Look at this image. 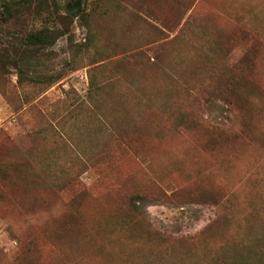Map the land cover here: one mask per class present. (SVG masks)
<instances>
[{"label":"rangeland","instance_id":"rangeland-1","mask_svg":"<svg viewBox=\"0 0 264 264\" xmlns=\"http://www.w3.org/2000/svg\"><path fill=\"white\" fill-rule=\"evenodd\" d=\"M138 1L142 11L181 21L150 51L140 46L156 36L127 10L92 11L94 0H82L91 42L79 16L67 17L71 0H28L9 22L0 9L1 47L43 25L67 29L40 55L45 74L56 77L51 86L39 91L18 83L12 66L0 69V264L14 262L26 235L38 264H264V0ZM233 63L248 71L232 93L236 106L211 99L196 112L230 134L175 128L160 114L182 84L215 80L208 76ZM90 80L101 88L98 117L88 110ZM116 103L137 120L131 145L103 125ZM12 178L26 195L11 189ZM131 190L161 193L136 201L156 231L151 239L110 217ZM79 191L86 195L78 213L93 237L62 250L46 234Z\"/></svg>","mask_w":264,"mask_h":264},{"label":"trees","instance_id":"trees-1","mask_svg":"<svg viewBox=\"0 0 264 264\" xmlns=\"http://www.w3.org/2000/svg\"><path fill=\"white\" fill-rule=\"evenodd\" d=\"M27 2L28 0H19L14 1L10 5L4 0H0L1 14L6 13V19H4V21L9 22L13 18H16L18 15L17 9L20 6L26 5ZM120 2H122V0H94L95 6L92 11L99 9L102 14H108L113 17L118 15L119 12L127 10L128 13L132 15L133 20L137 24H140L143 29L147 30L149 35L156 36L154 40L140 46L143 51L153 50L154 45H160L162 42L164 43L168 37L164 32H174L180 25V20L171 21L169 19H160L155 9L146 7V9L142 11L141 8L143 6L139 5L138 0H133L130 3L122 2L124 6H121ZM109 5H111V7H109ZM89 13L90 12L82 10L78 18L82 20L87 27L86 40L88 39V41L91 42V30L89 29L87 18L89 17ZM67 17L70 22H72L73 18L69 16V14ZM182 28H180L177 33L181 32ZM66 32L67 29L60 30L55 26L43 25L40 28L28 30L17 42H11L3 47H1L0 38V69H4L6 64L12 66L16 71L18 83H25L39 91L51 86L55 82L56 77L45 74V71L42 68L40 55L44 49L52 46L56 40L60 36L65 35ZM143 53L144 52L141 51L138 55H142ZM153 58L158 59L159 57ZM223 66L225 69L222 72L211 73L208 76V79L214 78L215 80H203L200 84H182L181 96L174 102L173 107H168L165 102L159 104L158 110L160 114L167 116L170 119L172 126L175 128H205V132L211 133L217 137L230 134V129L226 130L224 127L196 114V112L200 110L202 102L205 103V101L211 99H219L230 107L236 106L237 101L233 99L232 93L237 88L243 87L237 83V81H239V79L248 80V71L236 63ZM100 89L101 88L97 82L90 80L87 94V105H91V107L88 106V110L93 111L92 113L96 117H98L103 110V104L97 98ZM195 92H201L203 94L202 98L199 99ZM82 108L83 105L80 104L78 109L82 110ZM103 116V125L109 130L111 135L115 137V140L121 145H131L133 139L129 133L132 131L128 129L137 127V120L132 119V116H130L124 109V106L116 103L115 106L111 107L110 115ZM143 127L144 125L140 128ZM0 179H2L1 170ZM18 180L19 179L17 178L11 179V189L13 188V191L15 190L19 196L26 195V185L24 188L22 183L17 182ZM201 192L203 191L198 190V192H195V197H200ZM84 195H86L85 191H79L75 196L68 200L65 204L68 209L65 210L59 218L56 228L50 234H46L47 237L53 239L52 241L62 243V250L80 247L90 235L93 237V234L87 232V229L84 227V222L78 213V211L83 209ZM160 196V192L147 193L132 190L129 192L127 191L121 195V200L117 203L118 208L111 213L110 217L113 220H116L117 218L121 221L124 231L134 234L136 238L151 239L156 231L153 229L150 222H148L144 215L138 210L136 201L160 200ZM101 224L102 223L91 230L95 236L100 233L99 228ZM33 242L34 239L32 236L26 235L22 241L20 251L12 264H38V260L32 261V259H30Z\"/></svg>","mask_w":264,"mask_h":264},{"label":"water","instance_id":"water-1","mask_svg":"<svg viewBox=\"0 0 264 264\" xmlns=\"http://www.w3.org/2000/svg\"><path fill=\"white\" fill-rule=\"evenodd\" d=\"M81 10H82V0H71V3L68 7L69 15H71L74 18H77Z\"/></svg>","mask_w":264,"mask_h":264},{"label":"flooded vegetation","instance_id":"flooded-vegetation-1","mask_svg":"<svg viewBox=\"0 0 264 264\" xmlns=\"http://www.w3.org/2000/svg\"><path fill=\"white\" fill-rule=\"evenodd\" d=\"M12 3L14 2V1H11Z\"/></svg>","mask_w":264,"mask_h":264}]
</instances>
